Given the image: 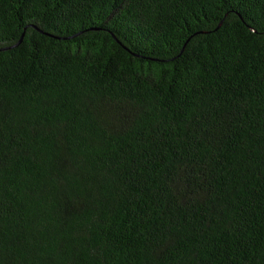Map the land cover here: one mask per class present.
Segmentation results:
<instances>
[{"label":"trees","instance_id":"trees-1","mask_svg":"<svg viewBox=\"0 0 264 264\" xmlns=\"http://www.w3.org/2000/svg\"><path fill=\"white\" fill-rule=\"evenodd\" d=\"M0 264H264V0H0Z\"/></svg>","mask_w":264,"mask_h":264}]
</instances>
